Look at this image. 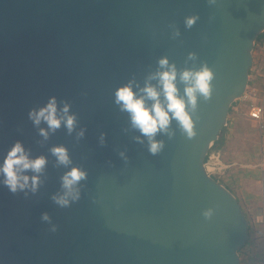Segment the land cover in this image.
<instances>
[{
	"label": "water",
	"instance_id": "water-1",
	"mask_svg": "<svg viewBox=\"0 0 264 264\" xmlns=\"http://www.w3.org/2000/svg\"><path fill=\"white\" fill-rule=\"evenodd\" d=\"M192 15L200 19L186 29ZM263 32L264 0H0V163L16 141L49 161L35 195H13L0 184V264H240L248 221L204 161L246 91ZM190 52L216 74L215 91L199 101L195 139L173 121L175 137L158 136L165 148L152 156L132 139L138 132H124L128 115L114 92L133 76L142 84L164 56L191 67ZM53 96L71 104L77 130L86 129L79 142L62 127L38 143L28 113ZM58 145L88 173L69 208L51 200L70 170L54 167L49 149ZM208 208L215 209L211 220L202 216ZM45 212L55 233L41 221Z\"/></svg>",
	"mask_w": 264,
	"mask_h": 264
},
{
	"label": "clouds",
	"instance_id": "clouds-1",
	"mask_svg": "<svg viewBox=\"0 0 264 264\" xmlns=\"http://www.w3.org/2000/svg\"><path fill=\"white\" fill-rule=\"evenodd\" d=\"M207 2L209 6L217 5V0ZM199 19L198 15L185 17V28L191 29ZM168 27L172 39L181 36L174 23ZM197 60L196 53H188L185 65L192 62V66L181 69L164 56L158 59L156 69L144 77L142 84L133 76L114 92V104L120 112L128 115L129 127L125 128L124 132H138L139 135L133 136L132 139L141 145L146 143L152 156L159 155L165 148L164 140L157 139L158 136H167L169 140L175 137L173 121L187 140H193L197 135L196 125L201 119L199 101L202 99L207 103L212 99L215 91L213 81L216 79V74L207 62L202 61L197 66ZM178 85H183V95ZM70 109L71 104L67 101L58 102L53 96L48 99L46 105L29 111L28 119L38 129V135L43 138L38 143L43 145L62 127L69 136L75 133L77 142L84 138L86 129L77 130L78 117L71 113ZM42 124L47 127H41ZM105 142L106 134L101 133L99 143L104 146ZM49 152L55 158L54 167L70 169L60 177V190L51 196V200L60 208H69L81 199L82 182L88 179V173L73 165L69 150L65 146H53ZM119 156L128 162L124 151L119 152ZM48 163L46 156L33 158L31 150L26 149L21 141H16L0 163V184L13 195L23 193L25 198H28L29 194L35 195L44 184ZM214 214V208L202 212L205 220H211ZM41 221L50 225V232L57 231V225L52 222L47 212L42 213Z\"/></svg>",
	"mask_w": 264,
	"mask_h": 264
},
{
	"label": "crops",
	"instance_id": "crops-1",
	"mask_svg": "<svg viewBox=\"0 0 264 264\" xmlns=\"http://www.w3.org/2000/svg\"><path fill=\"white\" fill-rule=\"evenodd\" d=\"M254 50L252 51V62L259 64L264 60L263 48L258 46L255 52ZM256 69L253 74L250 73L249 77L251 86L254 87L258 84V80L263 82V78L256 74ZM239 136L240 134L237 135L236 133H233V137L231 135L223 136L226 141L225 146L221 150H217V153L209 159L214 165L213 169L217 170L221 179L224 180V184L218 182L238 199L243 213L248 212L253 222L255 219L263 218L264 220V175L257 166L258 133L251 148L247 147L246 149L243 148L244 140ZM262 199L261 208L257 214L255 206L257 201ZM254 236L258 237L255 234Z\"/></svg>",
	"mask_w": 264,
	"mask_h": 264
},
{
	"label": "rangeland",
	"instance_id": "rangeland-1",
	"mask_svg": "<svg viewBox=\"0 0 264 264\" xmlns=\"http://www.w3.org/2000/svg\"><path fill=\"white\" fill-rule=\"evenodd\" d=\"M258 46H261L264 51V38L254 43L253 50L254 49L257 50ZM256 67L263 68L264 60L259 64H254L252 62V66L249 71V77H250V73L253 74L254 69ZM250 82L251 81L249 80L248 82L249 85H247L249 88L251 87ZM262 86H263L262 81L258 80V84H256L255 86L257 89H259V93L257 94L256 99L238 100L231 106L230 111L228 113L227 125L225 126V131L223 136L228 137L229 135H231L233 137V133H236L237 135L240 134L239 137H242L245 143L243 145L244 149H246L247 147L251 148L253 142L255 141V137H257L256 122L251 121V119L248 117V111L250 106L253 105V103H256L260 99L261 97L260 90ZM225 144L226 141L225 139H223L222 146H225ZM222 148H220V150ZM216 153L217 150L214 149L209 153L208 159L205 162V169L207 173L217 182L219 181L224 184V180L221 179L220 173L217 172V170L213 169L214 165L211 164V160L209 159V157L213 156ZM261 201H263V199L257 201V204L255 206L256 207L255 211L257 214L259 213V210L261 208V204H262ZM244 214L248 221L249 237L246 244L238 251L240 264H264V220L263 218L255 219V222H253L251 216L248 215V212H245ZM254 234L258 235V237H255Z\"/></svg>",
	"mask_w": 264,
	"mask_h": 264
},
{
	"label": "built area",
	"instance_id": "built-area-1",
	"mask_svg": "<svg viewBox=\"0 0 264 264\" xmlns=\"http://www.w3.org/2000/svg\"><path fill=\"white\" fill-rule=\"evenodd\" d=\"M256 74L259 75V77L263 78V82H262L263 86L260 92L261 97L256 103H253V105L250 106L249 111H248V117L252 121L256 122V128H257V133H258V138H259L257 166L264 175V67L263 68L258 67L256 69ZM258 93H259V90L256 87L251 86L249 88L247 86L246 91L240 100H247V99L255 100Z\"/></svg>",
	"mask_w": 264,
	"mask_h": 264
},
{
	"label": "trees",
	"instance_id": "trees-1",
	"mask_svg": "<svg viewBox=\"0 0 264 264\" xmlns=\"http://www.w3.org/2000/svg\"><path fill=\"white\" fill-rule=\"evenodd\" d=\"M262 38H264V32L261 33V34L257 37L255 43L258 42V41H260ZM233 104H234V103H233ZM233 104H232V105H233ZM232 105H231V106H232ZM230 108H231V107H230ZM229 111H230V110H229ZM224 131H225V127L221 130V132H220V134H219V136H218V139L214 142V144H213L212 147L210 148V150H209L207 156L205 157V161H204V162L207 161V159H208V155H209V153H210L213 149H214V150H218V149H220V148L223 147L222 145H223V135H224Z\"/></svg>",
	"mask_w": 264,
	"mask_h": 264
}]
</instances>
